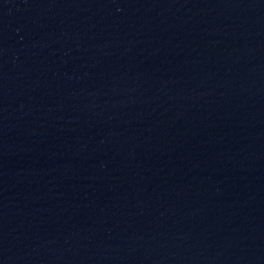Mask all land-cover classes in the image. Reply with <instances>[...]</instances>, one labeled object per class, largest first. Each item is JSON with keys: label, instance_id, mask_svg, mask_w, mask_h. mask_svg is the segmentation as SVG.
I'll return each mask as SVG.
<instances>
[{"label": "water", "instance_id": "water-1", "mask_svg": "<svg viewBox=\"0 0 264 264\" xmlns=\"http://www.w3.org/2000/svg\"><path fill=\"white\" fill-rule=\"evenodd\" d=\"M0 264H264V0H0Z\"/></svg>", "mask_w": 264, "mask_h": 264}]
</instances>
